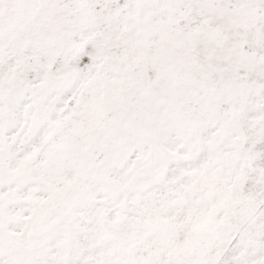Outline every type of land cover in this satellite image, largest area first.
Returning <instances> with one entry per match:
<instances>
[{
  "label": "snow or ice",
  "instance_id": "obj_1",
  "mask_svg": "<svg viewBox=\"0 0 264 264\" xmlns=\"http://www.w3.org/2000/svg\"><path fill=\"white\" fill-rule=\"evenodd\" d=\"M0 264H264V0H0Z\"/></svg>",
  "mask_w": 264,
  "mask_h": 264
}]
</instances>
